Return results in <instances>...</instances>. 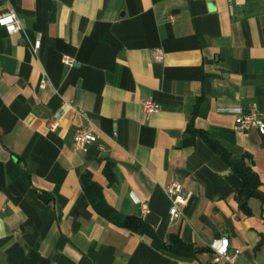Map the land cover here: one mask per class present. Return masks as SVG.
I'll list each match as a JSON object with an SVG mask.
<instances>
[{
  "label": "crops",
  "instance_id": "0c3cea01",
  "mask_svg": "<svg viewBox=\"0 0 264 264\" xmlns=\"http://www.w3.org/2000/svg\"><path fill=\"white\" fill-rule=\"evenodd\" d=\"M8 10L21 29L0 27V264H209L222 236L239 263L264 264V133L234 127L237 109L264 117V0H0ZM80 126L97 138L77 149ZM86 177L117 214L195 256L104 217ZM172 177L189 198L170 223Z\"/></svg>",
  "mask_w": 264,
  "mask_h": 264
},
{
  "label": "built area",
  "instance_id": "2783aa9c",
  "mask_svg": "<svg viewBox=\"0 0 264 264\" xmlns=\"http://www.w3.org/2000/svg\"><path fill=\"white\" fill-rule=\"evenodd\" d=\"M231 2L233 0H226ZM0 27H3L9 34H14L20 31L21 24L13 10L0 13ZM41 45L40 34L37 33L33 42V51H37ZM162 51L155 49L153 57L156 60L162 58ZM65 61L70 62L68 59ZM140 105L143 113L148 116L151 113L158 111L159 105L151 98H141ZM57 126L55 121L49 123V129L54 130ZM234 127L237 130L247 131L251 128L257 129L260 134L264 133V117L258 112L255 104L247 110L237 109L234 118ZM96 135L91 126H80L74 130L73 140L77 149L84 148L87 144L96 141ZM167 194L170 199V206L168 209V221L174 222L181 216V208L184 206L189 198V191L175 178L172 177L167 187ZM20 230L16 229V233ZM209 264H241L238 262L239 250L231 249L229 240L226 236L219 237L213 240L210 245Z\"/></svg>",
  "mask_w": 264,
  "mask_h": 264
},
{
  "label": "trees",
  "instance_id": "16d2710c",
  "mask_svg": "<svg viewBox=\"0 0 264 264\" xmlns=\"http://www.w3.org/2000/svg\"><path fill=\"white\" fill-rule=\"evenodd\" d=\"M207 144L216 152L226 156V151L216 142L208 138L207 135L202 134ZM233 171L241 178L242 187L241 191L252 192L258 185L259 180L257 175L252 169L244 164V162L238 163L233 167ZM85 191L93 207L99 211L104 217L109 220L117 222L119 225L128 228L131 231L138 233H145L151 236L152 244L157 248L166 250L167 252L182 258H192L197 253V249L191 244H187L181 240L177 235L170 236L167 242H163L156 237L151 229H149L139 218L133 216H121L112 210L103 201L99 188L93 185H89L88 178H85Z\"/></svg>",
  "mask_w": 264,
  "mask_h": 264
}]
</instances>
